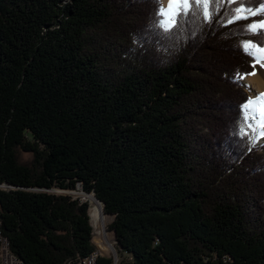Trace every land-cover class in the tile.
Segmentation results:
<instances>
[{"label":"trees","instance_id":"16d2710c","mask_svg":"<svg viewBox=\"0 0 264 264\" xmlns=\"http://www.w3.org/2000/svg\"><path fill=\"white\" fill-rule=\"evenodd\" d=\"M161 3L0 0V216L24 264L101 254L89 203L50 191L79 186L121 264H264V147L238 133L261 17L227 23L224 0L165 30Z\"/></svg>","mask_w":264,"mask_h":264},{"label":"snow or ice","instance_id":"6c2138e0","mask_svg":"<svg viewBox=\"0 0 264 264\" xmlns=\"http://www.w3.org/2000/svg\"><path fill=\"white\" fill-rule=\"evenodd\" d=\"M224 0H168L167 8L161 6L157 9V16L164 17L162 20L156 21L157 27H163L165 30H168L172 27V24L175 23V17L179 13H183L181 16V22L185 16H188L189 10L193 9V15H196L197 12L201 13L204 19H210L212 13L216 11V8L213 7L210 10V4L218 6L223 3ZM228 4H236V7L231 9L230 13L226 10L225 14L229 15L230 18L227 20V23H234L237 20L248 21L250 17L260 16L258 20H252L244 26V30L250 31L252 33H258L261 37H264V0H259V3L253 6L250 0H226ZM171 16V23L169 22V17ZM259 45V46H257ZM242 50L249 55L250 57L256 58V63H260V60L264 58V42L253 41V40H244L241 43ZM261 67H264V64H261ZM252 73H248L251 75ZM238 76H243L244 74L237 73ZM242 117L239 122L238 133L247 134L244 131L243 122L251 119H259L258 127L264 129V94H259L255 99L248 97L246 102L241 106ZM248 127H252L251 124H248ZM264 135V133H261ZM253 146L255 145L256 138L253 137ZM251 150V149H249Z\"/></svg>","mask_w":264,"mask_h":264},{"label":"rangeland","instance_id":"374dc122","mask_svg":"<svg viewBox=\"0 0 264 264\" xmlns=\"http://www.w3.org/2000/svg\"><path fill=\"white\" fill-rule=\"evenodd\" d=\"M161 2H162V0H161ZM162 19H163V17H162ZM255 64H256V58H255L254 63L252 64L254 66V70H253L254 72L256 70ZM246 77H247V75L243 76L240 79L242 81V88L249 94V97H253L252 89L246 84ZM201 120H203L201 122L202 125L207 127L206 126L207 125L206 120H208V119L204 118ZM251 120H252L251 129L254 131V136L256 138L255 145L264 147V135L260 134L261 128H259L257 126L259 122L257 119H251ZM202 125H199L198 127H202ZM201 131H202V129L199 130V132H201ZM2 184H6V183H2ZM0 188H2V187H0ZM50 191L55 192V193H65V194L72 196L74 199L78 198L81 201H87L90 205V207H89V214H91L90 215V222L91 223L93 222V224H94V235H93L94 242H96V244H98V242L100 243L101 241L104 242L105 249H104V256L103 257H106L105 255L112 256V258H113L112 260H113L114 264H121V261L125 262L126 260H128L127 253H124V252L122 253V252L118 251L119 247L117 245V239H116L115 231H113L110 227V224L114 220L113 215L108 214L105 212V210H103L102 203H100V201L97 200L93 196V194L85 192L81 186L77 187L76 189H67V190L59 189V188H53ZM92 205H94V207L96 208V211L94 214H92V212H91ZM91 216H92V220H91ZM109 217H111V219ZM99 224H100V226H99ZM111 242L113 243V247L115 248V250L112 247H110Z\"/></svg>","mask_w":264,"mask_h":264},{"label":"built area","instance_id":"2783aa9c","mask_svg":"<svg viewBox=\"0 0 264 264\" xmlns=\"http://www.w3.org/2000/svg\"><path fill=\"white\" fill-rule=\"evenodd\" d=\"M0 187L6 189V188H9L10 186L7 184H0ZM91 220H92V216H91ZM91 224L93 227V235H94V224H93V222ZM93 235H92V243L94 244V246H100L101 247V254H96L95 257L78 256L76 258L66 260L64 264H90L92 259H95L96 257H103L104 256V249H105L104 242L101 241L100 243L98 242V244H96V242H94ZM112 248L115 250L114 247H112ZM105 256L112 258V256H107V255H105ZM0 264H24L22 259L19 258L12 251V249L10 247V242H9L8 238L3 233L1 216H0ZM113 264H114V262H113Z\"/></svg>","mask_w":264,"mask_h":264},{"label":"bare ground","instance_id":"6f19581e","mask_svg":"<svg viewBox=\"0 0 264 264\" xmlns=\"http://www.w3.org/2000/svg\"><path fill=\"white\" fill-rule=\"evenodd\" d=\"M162 4L165 8H167L168 0H162ZM163 19H164V17H163ZM169 22L171 23V16L169 17ZM172 26H173V24H172ZM258 55H264V54L258 53ZM261 64H264V58H262L260 60V63L255 64V66H256L255 72L252 75L246 77V84L252 89V93H253L252 98L253 99H255L257 97V95H259V94H264V67H261ZM257 120L259 122V119H257ZM261 133H264V129H262V128L260 130V134ZM93 196H94V194H93ZM102 206H103V203H102ZM109 218L111 219V217H109ZM110 245H111L110 247H113L112 242ZM95 256L96 255L87 256V257H95ZM96 258H102V257H96ZM96 258L92 259L90 264H97Z\"/></svg>","mask_w":264,"mask_h":264},{"label":"water","instance_id":"95a60500","mask_svg":"<svg viewBox=\"0 0 264 264\" xmlns=\"http://www.w3.org/2000/svg\"><path fill=\"white\" fill-rule=\"evenodd\" d=\"M94 194V193H93ZM95 195V194H94ZM99 201H101L99 198H97ZM102 202V201H101ZM103 203V202H102ZM103 210H104V203H103ZM114 217V216H113ZM114 219V218H113ZM116 235V234H115Z\"/></svg>","mask_w":264,"mask_h":264}]
</instances>
